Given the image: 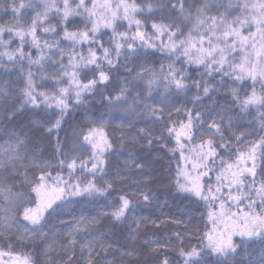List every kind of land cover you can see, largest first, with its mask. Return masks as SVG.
<instances>
[{
	"label": "snow or ice",
	"instance_id": "1",
	"mask_svg": "<svg viewBox=\"0 0 264 264\" xmlns=\"http://www.w3.org/2000/svg\"><path fill=\"white\" fill-rule=\"evenodd\" d=\"M145 7L149 15L169 10L167 17L161 16L160 21L152 22L151 35L141 31L142 22L135 18L138 14L143 15ZM214 7L217 8L216 15L211 14ZM220 7L225 10L220 12ZM9 10L13 23L0 24V66L7 64L23 68L26 63L28 71L26 74L22 73L23 88L20 90L22 103L31 104L35 108H57L61 115L69 107L70 101L74 99L79 104L85 93L109 82L111 71L119 64L121 56H138L137 41L141 49L166 52L170 61L167 71L163 64L158 73L141 65L142 71L136 74L135 79L146 81L144 93L136 91L135 96H131L125 85L115 99L120 102L123 98V102L127 104L126 111L147 117L150 123L158 125L138 129L137 134L131 137L132 140L142 138L149 146L174 140L171 148L167 144L160 146L167 148L173 156L179 153L175 176L172 177L175 189L178 193L185 194L186 199L202 205V209L197 210L200 211L201 222L205 224L207 231H193L188 225L185 226L183 232L198 236L200 244L199 247L187 249L177 247L182 264H201L199 258L207 255L217 258L215 264H227L229 257L240 254L238 249L247 253L242 245L257 241L264 245V135L253 141H248L244 133L226 136V132H231L232 122L231 117L225 115L232 106L241 113L255 108L259 129L264 133V0H237L234 5L227 6H216L207 0H200V3L166 0V3H148L144 6L137 4L136 0H11V3L6 4V15ZM25 13H28V19H25ZM125 21L127 29L118 32L117 24ZM182 25H191L187 33ZM101 29H110L113 33L107 47L101 39L107 32H102ZM6 35L8 39L4 38ZM65 41L70 44L68 51L61 47ZM13 43L17 45L14 48ZM84 45H88L87 54L77 51L78 46L82 49ZM26 46L29 51H25ZM32 49L35 50V56ZM98 52L101 54L98 55ZM177 63L181 67L177 68ZM104 64L108 65L107 70L103 67ZM183 65H196L194 70L197 72L202 67L204 71L200 73V79L190 76ZM124 66L127 67L126 64ZM47 67H52L55 71L44 75ZM89 73L91 79L88 78ZM37 74H41V81L53 82L51 93L38 91L40 85L36 83ZM204 76L210 77L213 83L205 82ZM217 76L219 80H216ZM229 80L239 87H244L242 82L251 81L250 93L245 92L241 96L233 88L224 97L226 101L231 100L230 105H217L207 113L195 109V105L202 103V97L211 98L212 95L220 94L215 84L227 88ZM64 83L68 87H57ZM257 84L261 89L259 94L256 91ZM193 90L196 96L190 101L194 105L192 109H188L186 105L177 107L169 103V97L187 96ZM130 96L132 103L128 104ZM59 126L60 120L57 119L53 127ZM205 132L207 137L203 135ZM81 135L83 143L90 145L92 149L89 174L95 177L97 173H104V160L101 157L113 145L102 128H91ZM97 137L100 142H97ZM232 140L237 144H246V147H236L231 143ZM22 144L23 141L17 138L15 146L9 145L3 149L0 170L16 171L17 162L23 159L20 155ZM225 156L230 159H225ZM31 162L35 163L34 158ZM65 163L69 179L59 174L53 176L47 166L40 169L41 175L33 181L31 188L36 196L30 202L35 206L24 207L22 214L23 221L31 226L29 229L26 225L24 232L31 231L32 239H40L50 249L49 233L43 230L45 214L53 209L57 201L63 200L65 196L104 195L112 188V183L108 181L105 182L106 187H98L92 180L82 182L79 178L76 183H71L77 160L72 158L70 162L60 161L61 166ZM87 163L81 160V169L87 168ZM36 166L39 168V165ZM144 170L143 164H135V171L144 173ZM117 177L122 180L130 179L133 183L146 182L148 179L142 176L137 181L130 172L123 176L117 173ZM16 196L11 185L0 184V201L4 205L0 211L5 214V231L20 222L19 216L13 215L9 207ZM140 198L145 202L149 201L151 191L137 189L133 198H129L127 194L119 196V202L112 208L110 216L117 221L125 219L126 214L133 209L135 199ZM96 220L97 218L81 219L73 222L66 238L59 242L64 253L60 264H100L101 251L105 250L102 243L90 238H85L80 243V234L89 232ZM152 223L156 224L155 221ZM174 223L180 224L183 221ZM175 235L179 244L183 245L181 233L176 232ZM236 236L240 238L239 244L234 241ZM17 238L24 240L28 237L22 235ZM52 243L56 241L53 240ZM146 243L150 246L156 244L152 251L157 255L164 250L163 258L158 264H175L167 254V250L171 248L170 243ZM78 244L79 258L76 257ZM8 247L7 252L0 250V264H8L4 260L5 256L11 264H34L28 254H14L11 244ZM124 255L133 256L135 251H128ZM50 264L57 262L52 260ZM248 264H253L251 259ZM259 264H264V249L261 251Z\"/></svg>",
	"mask_w": 264,
	"mask_h": 264
},
{
	"label": "trees",
	"instance_id": "2",
	"mask_svg": "<svg viewBox=\"0 0 264 264\" xmlns=\"http://www.w3.org/2000/svg\"><path fill=\"white\" fill-rule=\"evenodd\" d=\"M166 0H136L137 4L142 6L151 3L158 5ZM189 3H200V0H188ZM208 3L220 6L235 4L237 0H207ZM11 3V0H0V24H11L13 18L10 14H5L6 4ZM224 7H220L219 11L223 12ZM155 11V10H154ZM212 15L217 14V8H212ZM237 13H233L236 15ZM169 10L164 13L158 11L154 15H149L145 7L143 15H136V19L141 20V31L147 35H151L153 29L152 22L160 21L161 16L167 17ZM25 19L29 18L28 13L24 14ZM191 25H182L183 30L187 33ZM127 22L117 24V31L122 32L127 29ZM135 26L133 25V32ZM255 31V29H252ZM102 32H107L101 39L108 46L109 38L113 33L110 29H101ZM131 34V33H130ZM247 35V32H245ZM8 39L6 35L4 37ZM165 38V43H167ZM138 45V56H121L117 67L111 71L110 80L106 84L98 85L93 91L85 93L82 96V102L77 104L74 99L69 102V107L61 115L57 108H35L31 104L24 105L23 97L20 95V90L23 88V74H26L28 67L21 68L20 66L13 67L5 64L0 66V155H3V149L9 145L15 146L17 138L23 141L20 146V155L23 158L17 162L16 171L0 170V184L11 185L13 193L17 196L9 205L13 215L19 216V223L7 228L5 231V214L0 211V250L9 251L8 245L11 244L13 253H26L34 261V264H50L54 260L60 264L64 253L61 251V240L66 238V234L70 231L73 222L81 219L92 220L97 218L96 223L92 226L89 232L80 234V243L84 242L85 238H90L94 242H100L103 245L104 251H101L100 264H158V261L163 258V251L157 255L152 249L156 248V244L151 246L146 241H158L160 244L170 243L171 248L167 250L168 257L175 264H182L178 254L177 247H199L200 240L196 235H189L183 232L186 225L195 231H207L205 224L201 222L200 211L202 205H197L193 201L186 199L185 194L178 193L175 189L174 180L179 153L175 156L167 151V148H162L161 144H167L168 148L174 146V140L161 141L153 143L149 146L142 138L132 140L140 128L158 127L149 122L147 117L138 116L134 113L126 111L127 104L121 98L117 102L115 97L119 94L121 88L127 85L131 96H135L136 91L144 93L146 81L135 79L136 74L142 71L141 65H146L150 70L159 72L160 65L163 64L165 71L170 63L167 59L168 54L156 51L155 49H141ZM16 43L12 47H16ZM61 47L68 51L70 44L65 41ZM88 45H84L81 49L77 47V51H83L87 54ZM25 51H29L26 46ZM33 56L36 55L35 50H31ZM100 55L101 53H97ZM114 63H115V58ZM67 63V59L65 60ZM127 65L125 67L124 65ZM103 67L107 70L108 65ZM176 67H181L180 63ZM188 70V74L195 79H200V73L204 71L201 67L199 72L195 71L196 65H183ZM35 72V67H33ZM55 71L52 67L45 69L44 75ZM37 74L36 83L40 85L38 91L51 93L53 91V82H43ZM83 75V73H81ZM91 79V73L88 74ZM205 82L213 83L212 79L204 76ZM219 80V77H216ZM85 83L87 81H84ZM191 83V81H189ZM228 87H221L219 84L214 86L219 89V95L202 97V103L195 105L197 111L205 112L217 105L231 104V100H225L224 97L229 95L233 88H236L243 96L245 92L251 91L249 87L251 81H244V87H239L233 84L231 80L228 82ZM57 87H68L67 83L58 85ZM135 89V91H132ZM256 91L259 94L261 89L259 84L256 86ZM155 94V93H154ZM75 93L73 92V97ZM131 96L128 98V104L132 103ZM196 96L195 90L189 92L187 96L179 97L173 95L169 97V103L175 104L177 107L186 105L188 109H192L194 105L190 103L193 97ZM151 103V101H149ZM219 110V109H218ZM175 116V112L173 113ZM231 117L232 129L231 132H226L227 135L235 133L240 135L244 133L248 141L256 140L260 135H264L259 129V124L256 120L255 108L250 109L246 113H241L238 108L232 106L231 110L225 113ZM182 117V113H181ZM60 120L59 128H54L55 121ZM91 128L103 130L108 141L113 147L104 153L101 157L104 160V173H97L95 177L89 174L88 169L91 168L89 158L92 152L90 145L83 143L81 133H86ZM48 129H52L49 131ZM207 137V133H203ZM121 137H124L121 140ZM97 137V142H98ZM231 143L236 147H246V144H237L235 140ZM34 158L35 163L31 160ZM72 158L77 160L76 170L70 180L71 183H76L77 178L80 181L86 182L92 180L98 187H106V181L112 183V188L108 189L104 195L96 196H65L63 200L57 201L53 205V209H49L46 213L45 232L49 233L48 239L51 244V249L40 239H32L31 231L24 232L28 222L23 221L24 207H34L30 201L35 198L36 194L31 191L33 181L41 175L40 169L47 166L48 171L53 176L59 174L65 179H69V170L67 163L61 166L60 161L66 160L70 162ZM234 158V157H232ZM225 159L230 157L225 156ZM87 163V168L81 169L80 161ZM144 165V173L135 171V164ZM183 162H181L182 165ZM219 161H217V164ZM259 163V162H258ZM39 165V168L36 166ZM131 173L137 181L141 177H147L146 182L133 183L130 179H119L117 173L123 176L125 173ZM106 173V175H105ZM103 177V178H101ZM259 180L260 177L258 176ZM139 190L149 189L151 198L145 202L142 198L135 199L133 209L126 214V218L120 221L113 219L110 212L119 202L118 198L121 195L127 194L129 198H133V193ZM3 201H0L2 208ZM155 221L156 224L152 222ZM174 221H183L177 224ZM190 221V223H189ZM139 223V227H137ZM210 227V225H208ZM135 230V231H132ZM176 232H180L183 237V245L177 241ZM26 235L28 238L21 240L18 236ZM55 240L56 243H52ZM234 241L239 244L240 238L234 237ZM242 248L247 249V253L240 251L239 255L229 257L227 264H248L251 259L253 264H259L261 259V251L264 245L259 241L255 243H246ZM135 251V255L127 256L124 253ZM80 256L79 244L76 247V257ZM201 264H215L216 257L214 255L202 256L199 258ZM223 259V258H221ZM8 264L11 261L7 256L4 257Z\"/></svg>",
	"mask_w": 264,
	"mask_h": 264
},
{
	"label": "rangeland",
	"instance_id": "3",
	"mask_svg": "<svg viewBox=\"0 0 264 264\" xmlns=\"http://www.w3.org/2000/svg\"><path fill=\"white\" fill-rule=\"evenodd\" d=\"M100 2H102V0H100ZM98 142H100V138H98ZM236 237H238V236H236Z\"/></svg>",
	"mask_w": 264,
	"mask_h": 264
}]
</instances>
